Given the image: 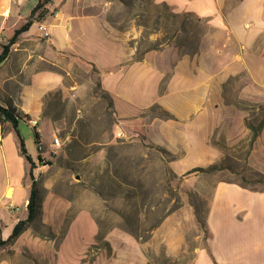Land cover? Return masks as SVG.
<instances>
[{
    "label": "crops",
    "instance_id": "1",
    "mask_svg": "<svg viewBox=\"0 0 264 264\" xmlns=\"http://www.w3.org/2000/svg\"><path fill=\"white\" fill-rule=\"evenodd\" d=\"M34 1L0 0V53L15 30L31 22L0 64V104L14 108L17 117L15 127L0 122V238L27 217L34 181L38 215L8 247L15 254H37L47 264H83L93 248L90 264H158L188 251L184 229L198 227L194 204L184 199L166 208L165 182L179 194L196 195L200 176L190 170L219 163L250 140L243 106L264 103V0H156L206 20L225 37L215 49L205 44L181 55L169 53L176 45L138 54L132 33L118 37L100 14L82 12L78 0L45 4L40 21L50 37L40 38ZM74 63L96 70L99 90L112 102L109 128L89 141L75 140L68 126L58 127L44 109L51 92L68 98L78 90ZM152 107L165 116L151 115ZM28 118L38 120L31 127L45 151L57 131L63 132L62 145L47 164L38 152L33 162L18 131L19 123L29 125ZM19 137L32 164L19 151ZM246 164L264 176V125ZM209 186L210 236L189 251L192 264H262L264 189L232 180ZM17 203L23 206L20 214L9 208ZM226 214L240 231L236 242L230 240L235 259L215 253L214 228H225ZM35 226L51 235L35 234ZM101 228L108 230L100 235Z\"/></svg>",
    "mask_w": 264,
    "mask_h": 264
},
{
    "label": "rangeland",
    "instance_id": "2",
    "mask_svg": "<svg viewBox=\"0 0 264 264\" xmlns=\"http://www.w3.org/2000/svg\"><path fill=\"white\" fill-rule=\"evenodd\" d=\"M34 1V0H31ZM39 0H35V4ZM81 5L82 12L98 13L107 23L110 29L115 28L118 37H127L132 33L134 44L139 46L140 54L145 49H157L162 46L176 45L178 48H171L170 54H183L188 52L194 54L200 48V45H211L213 49L221 43H225V37L220 30L207 23L206 20L200 19L191 13L176 12L166 4L158 3L156 0H78ZM39 11V10H37ZM36 11V12H37ZM46 12H49L48 10ZM45 12V14H46ZM41 11L36 17L37 22H41ZM40 18V19H39ZM215 52V51H214ZM73 79L79 83L78 90H74L68 98H63L61 91L56 90L48 94L44 101V109L49 112L58 127H67L70 135H76L75 140L89 141L97 137V135L108 129L113 118L109 104V99L103 97L98 85V77L96 70L87 69L81 64L73 65ZM248 113L245 124L257 126L264 115V103L256 104L246 102L243 106ZM151 115L165 116L157 107L150 109ZM247 128V127H246ZM59 129V128H58ZM18 131L25 140L27 150L30 152L33 162H36V142L35 131L25 122L19 123ZM51 136V130L47 132ZM59 137L63 135L61 130L57 131ZM250 140L247 138L241 143L237 149H230L231 155L226 156L218 164L221 167L219 171H197L200 178L197 180V194L184 195L183 190L178 193V189L171 190L174 186H170L168 180L165 184L164 204L166 208L170 207V203L174 205L182 203L184 199L194 204V213L198 221V227L190 226L184 229L185 234L190 238L189 250H183L178 256L169 259H159L158 264H192L193 259L191 251L195 245L206 242L210 234L205 228V220L209 205V185L216 183L217 180H232L252 189H264V182L258 181V175L251 170L246 164V154L250 149ZM217 173V175H214ZM211 175V176H210ZM213 175V176H212ZM212 177V178H210ZM1 180V175H0ZM183 194V195H182ZM105 198V197H104ZM17 210L20 214L23 206L17 203ZM169 212H166L167 214ZM4 220L6 214H3ZM212 219H214L212 217ZM224 227L214 228L216 236V254H229L233 259L236 258V249L233 247L236 237L239 236V229L233 225L229 215H225ZM223 223V222H222ZM35 226L34 233L50 236L46 228ZM108 228H101L102 235ZM135 233L137 229H128ZM249 230V229H247ZM243 231V230H241ZM224 233V234H222ZM244 234V233H243ZM200 236L202 240L198 239ZM248 237V235L246 234ZM250 237H252L250 235ZM197 241V242H196ZM102 245L101 243H98ZM234 244V245H233ZM214 247V248H215ZM93 248L90 249L83 264H90L94 257ZM15 254L8 247L0 249V264H47L42 256L37 254L25 253ZM228 252V253H227ZM264 256V254H262ZM187 258L189 261H185ZM174 258V259H173ZM263 258V257H262ZM224 261V260H223ZM215 264H218L214 260ZM235 260L228 261V263ZM264 264V260L262 261Z\"/></svg>",
    "mask_w": 264,
    "mask_h": 264
},
{
    "label": "trees",
    "instance_id": "3",
    "mask_svg": "<svg viewBox=\"0 0 264 264\" xmlns=\"http://www.w3.org/2000/svg\"><path fill=\"white\" fill-rule=\"evenodd\" d=\"M50 1L51 0H39L38 3L32 9L31 13L33 14L37 10H40L45 4L49 3ZM30 24H31V22L28 20L20 28L15 30L14 34L9 39L8 44H6L2 48V51L0 53V64L7 57L9 48L15 42L18 35L21 32L27 30L28 27L30 26ZM101 94L103 97H106L107 99H109L108 100L109 104H111L110 98H108V96L102 92H101ZM15 115H16V111L14 108L5 107V106H2L0 104V122H9L13 127H15L17 124V117ZM263 125H264V115L262 117V120L259 122V124L257 126L248 125V127L250 128V130L252 132V135L250 138V145H251L252 141L254 140V138L257 136L260 129L263 127ZM18 146H19L20 153L25 156L27 161L30 162V158L27 155H25V148H24L23 140L20 137H19V145ZM218 170H221V167L218 164H212V165H209L207 167L193 168L192 170H190V172H195V171L211 172V171H218ZM256 174L259 176L258 181L264 182V176L257 173V172H256ZM26 208H27V217L24 220H19L13 226L11 233L9 234V236L5 240H2L0 238V249L5 248V247H9L20 234H22L25 230H27V228H29L32 225L33 221L37 217V215H38V204H37V195H36L34 181L31 184L30 194L28 197V202H27Z\"/></svg>",
    "mask_w": 264,
    "mask_h": 264
},
{
    "label": "built area",
    "instance_id": "4",
    "mask_svg": "<svg viewBox=\"0 0 264 264\" xmlns=\"http://www.w3.org/2000/svg\"><path fill=\"white\" fill-rule=\"evenodd\" d=\"M56 13H57L56 11H53V15H56ZM36 31L40 38L48 39L50 37V31L46 23L38 22L36 24ZM27 121L30 126L34 128L37 126V119L28 118ZM61 145H62L61 138L58 135H54L52 137L51 143L49 144V151H42L40 140L37 137L36 149L38 152V160L43 164H47L51 162L53 157L56 156L58 148H60ZM9 208L12 212L17 210V207L14 208L11 205H9Z\"/></svg>",
    "mask_w": 264,
    "mask_h": 264
},
{
    "label": "bare ground",
    "instance_id": "5",
    "mask_svg": "<svg viewBox=\"0 0 264 264\" xmlns=\"http://www.w3.org/2000/svg\"><path fill=\"white\" fill-rule=\"evenodd\" d=\"M21 116H22V115H21ZM21 116H20V117H21ZM22 118H23V116H22ZM37 124H38V120H37ZM40 143H41V150H42V151H45V149H44V144H43L41 141H40Z\"/></svg>",
    "mask_w": 264,
    "mask_h": 264
},
{
    "label": "water",
    "instance_id": "6",
    "mask_svg": "<svg viewBox=\"0 0 264 264\" xmlns=\"http://www.w3.org/2000/svg\"><path fill=\"white\" fill-rule=\"evenodd\" d=\"M8 194H10V191H9V193Z\"/></svg>",
    "mask_w": 264,
    "mask_h": 264
}]
</instances>
